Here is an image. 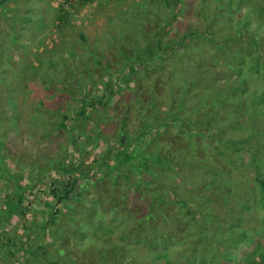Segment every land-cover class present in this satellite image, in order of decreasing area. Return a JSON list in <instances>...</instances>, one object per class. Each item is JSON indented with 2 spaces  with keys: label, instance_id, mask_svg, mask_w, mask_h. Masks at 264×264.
Wrapping results in <instances>:
<instances>
[{
  "label": "rangeland",
  "instance_id": "obj_1",
  "mask_svg": "<svg viewBox=\"0 0 264 264\" xmlns=\"http://www.w3.org/2000/svg\"><path fill=\"white\" fill-rule=\"evenodd\" d=\"M184 1V12L169 27L181 37L179 45L161 50L164 56L148 68L154 59L135 56L134 47L158 51L152 27L163 16V0L0 5V204L6 199L1 190L15 184L22 199L0 224L22 248L10 247L9 258L1 250L0 264H114L115 247L137 264H167L146 242L150 225L135 229L155 190L167 210L155 208L159 229L174 222L185 230L194 221L202 242L228 250L236 244L243 251L238 257L257 262L264 249V93L251 108L248 79L240 83L238 71L226 65L227 52L253 54L256 46L250 34L226 43L227 51L206 37L192 35L188 44L190 36L182 33L204 29L211 17L221 28L241 22H232L236 11L224 8L214 19V0L206 11L200 0ZM61 3L74 12L59 28ZM261 74L251 80L256 94L264 92V68ZM108 80L115 92L101 102ZM229 137L238 144H226ZM118 151L124 152L120 165ZM150 157L154 166L145 168ZM67 179L75 183L70 200L56 203L51 191ZM184 240L181 233L170 245L171 260L202 264L200 251L191 253Z\"/></svg>",
  "mask_w": 264,
  "mask_h": 264
},
{
  "label": "trees",
  "instance_id": "obj_2",
  "mask_svg": "<svg viewBox=\"0 0 264 264\" xmlns=\"http://www.w3.org/2000/svg\"><path fill=\"white\" fill-rule=\"evenodd\" d=\"M180 3V7L178 9L175 8V4ZM211 0H200V6L201 9H204V11L208 10V4L211 3ZM4 2V0H0V5ZM164 2V12L163 16L160 18L158 27L154 28L152 27V33H153V38L155 40V45L157 48L156 53H151L150 51H145L142 48L139 47L138 44L135 45V56L139 57L140 55H146V60H152L151 62L148 61V65L145 66V68H148L150 65H152V62L156 63L157 58H161L162 55L164 56L163 50H174L176 46L179 45L180 38L174 37L175 32L170 34L169 32V27L171 25L172 20H176L178 16L181 14V12H184L185 9V1L184 0H163ZM215 2V7L213 9L214 16L213 18L215 19V15H220L219 10L223 9H231L232 11H236L234 14V17H229L232 22L238 21L241 22V24H238V27L230 26L228 27H220L219 21H214L211 19L209 20V23L206 24L204 29H199V28H194L193 30L188 29L185 30L182 34L183 38L189 37L186 42L189 44L194 40V37L199 36L198 38H205L212 44H214L218 48H223L226 45V43L234 42V41H240L242 38L245 36L247 37V34H250V39L249 43L255 45V51L257 53L253 54H247V52L243 53H226V65L229 67H234L239 75H240V80L239 82L242 83L243 79H245V84L246 80L248 87L252 88L250 91V96H251V108L255 109V104L254 102L258 99L261 98L264 92H259L256 94V86H254V83L251 82V80H260L261 79V72L262 69L264 68V48L262 47V41L264 40V0H214ZM62 3L59 5V8L57 9V15H56V20H57V26L59 28H62L63 26H67L69 22L72 20L73 17V12L70 8L64 7ZM236 7L243 8V13H245V16H243V19H239L241 15L243 14L242 12H239ZM201 15L204 16V12L200 13ZM229 21V20H228ZM226 21V22H228ZM222 22V21H221ZM164 25H161V24ZM226 24V23H225ZM165 30L166 35L169 36V41L168 42H163V34L161 35V32ZM260 29H263V35L262 33L259 32ZM219 31V33H218ZM194 33V34H193ZM194 35V37H191ZM81 38H84V36L81 34ZM247 39V38H246ZM192 40V41H191ZM139 47V48H138ZM145 47V46H144ZM165 47V49H164ZM224 51H227V49H224ZM136 57V58H137ZM149 58V59H148ZM133 60V59H131ZM130 71L132 72L135 67H133L131 64L128 65ZM251 76H248V75ZM253 79H250V78ZM255 78V79H254ZM250 81V83H249ZM115 92L114 88V83H111V80H108L104 83L101 91V96H100V101L103 102H108L111 100L113 93ZM237 142L233 140V137H229V139H226V144H229L233 146V144H238ZM124 152L118 151V165H120L124 160L121 159L123 158ZM149 158V157H148ZM153 159L155 157H150L148 159L147 163L144 164L145 168H153ZM155 164V162H154ZM103 165H99L98 168ZM147 169V170H150ZM138 171V170H137ZM136 171V172H137ZM81 176L83 173H81ZM152 175L158 176L157 173H153ZM159 177V176H158ZM93 178V177H91ZM90 178V179H91ZM89 179V180H90ZM258 179V177H256ZM5 182H8L7 179H2ZM259 182L260 179H258ZM62 184V183H61ZM263 184V182H261ZM74 181L71 179H67L66 182H64V185L60 189H53L51 192L55 197V202L56 203H64L68 202L70 200V195L71 192L74 190ZM86 186V183L84 184ZM8 188V187H7ZM1 192L6 196V199H4V202L0 204V224L4 219H8L12 217L18 210L19 204H21L22 199H21V190L18 185L15 184V186L12 187V190L10 192H6V190H1ZM80 192H77L75 195H80ZM151 201L149 203V209H147V212L142 215L139 219L136 220L135 222V229L139 230L140 227H136L137 225H142V224H148L150 225V231L148 232V237H146V242L150 243V246L153 248H157L156 251V258L162 259L165 261L167 264H178V262L171 260L170 258V251H171V244H175L178 241V238L180 234L184 235L185 242H187V247L189 251L192 253H196L200 251L201 253V262L202 264H208L212 262L213 264H228V262H231L232 264H264V249L262 250L261 253H259V249L254 250V253H259L258 254V260L256 263H252L250 260L244 261L242 258L238 257L240 253L243 254V251L237 247V245H234L233 249H224L222 246H217L215 245L214 242L210 241H205L202 242L199 238L203 232L201 231L202 229L199 228V225L194 223L192 221L190 225H185L184 228H176L175 223H163V226L158 228L156 226V220H155V208L161 210V212L167 213V210L162 209L160 204L157 201V197H161L159 193H157V190H155L151 194ZM180 204L183 208L186 209V204L184 201H180ZM190 206L194 208V210H199L200 207L197 205H194L193 202H190ZM187 210V209H186ZM197 210V211H198ZM201 210V209H200ZM59 211L58 209H54L53 213L50 215V220L54 218L55 214H57ZM154 219V220H152ZM151 220V222H149ZM154 221V222H153ZM134 226V225H132ZM95 230L94 233H97L96 227L94 225L91 226ZM167 227V228H165ZM165 228V229H163ZM163 229V231H158ZM171 230V232L168 231ZM180 231V232H179ZM179 232V233H178ZM207 238V237H205ZM187 240V241H186ZM22 240L20 238H16L13 236V234H9V232L5 231H0V252L3 250V253L5 255V258L11 257L13 252L9 251V248L12 246H20L22 248L20 243ZM121 249V248H120ZM118 247H115V254L119 255L118 258H116V262L114 264H125L126 262H130L131 264H137L138 260L134 256H127L124 254L125 250H120ZM210 251V257H207V252ZM1 254V253H0ZM236 254V255H235ZM252 254V253H251ZM116 255V256H117ZM247 255V253H245ZM1 256V255H0ZM1 258V257H0ZM5 258H1L2 262L5 261ZM121 260V261H120ZM156 261V260H155ZM118 262V263H117ZM57 264V263H56ZM106 264V263H103ZM112 264V262H111ZM153 264H163L161 262H155Z\"/></svg>",
  "mask_w": 264,
  "mask_h": 264
},
{
  "label": "crops",
  "instance_id": "obj_3",
  "mask_svg": "<svg viewBox=\"0 0 264 264\" xmlns=\"http://www.w3.org/2000/svg\"><path fill=\"white\" fill-rule=\"evenodd\" d=\"M56 13H57V10H56Z\"/></svg>",
  "mask_w": 264,
  "mask_h": 264
}]
</instances>
